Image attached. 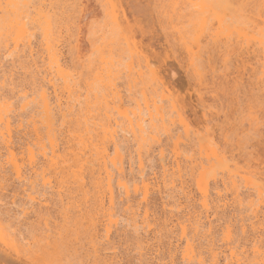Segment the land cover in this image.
Wrapping results in <instances>:
<instances>
[{
  "label": "rangeland",
  "instance_id": "obj_1",
  "mask_svg": "<svg viewBox=\"0 0 264 264\" xmlns=\"http://www.w3.org/2000/svg\"><path fill=\"white\" fill-rule=\"evenodd\" d=\"M40 1L19 0V9L23 12V21L26 22L28 38L34 52L40 49L41 37L40 29L31 25V21L34 16L33 9ZM108 1L109 3L105 4V0H81L80 9L82 11L75 15L80 29L79 34L71 30L73 20L68 11L63 16L59 12L52 23L54 37L60 41L64 40L60 47L63 52L62 61L69 66L67 72L70 74L73 89L68 100L66 97L62 99V108L66 116L63 120L59 119L57 123V129L61 133L59 138L62 139L60 148L68 146L65 151L72 153L80 152L85 146L86 150L93 149L108 118L117 119L113 106L107 105L110 98L107 97L104 87L94 84L92 92H86V84L93 81L92 77L100 66L101 56L106 59L112 58L114 70L119 72L117 83L122 97L120 111L138 112V108L145 110L144 96L147 99L151 98L154 95L153 89L156 84L129 83L125 76V67L129 63L126 53L128 48L126 43H128L129 48L139 52L157 74L161 81L157 83L160 87L158 95L160 91H164L167 95L166 102L157 104L160 106L158 114L164 120L158 119L159 122H155L154 136L159 139L160 145L148 140V143L154 147L148 159L147 157L143 159V173L146 174L144 178L154 188V192L152 191L149 197L150 213L156 214L152 217L160 216L163 206L166 209L172 208L171 203L177 200L176 193H165L161 183L166 174L164 168L166 169L168 164L175 160L173 142L179 137L180 144L176 151L178 152L176 160L185 170L183 171L185 181L193 188H191L193 193L195 192L193 179L199 171L200 156L213 151L221 161L214 177L208 179V188L211 194L216 190L222 195L226 194L224 198L229 202V206H232L227 208L228 212L223 216L210 214L209 220L213 222L212 231L216 232L220 229L224 224V219L227 220L229 217L232 219L231 230L233 232L238 230L237 227L241 223L247 226L253 221L247 218L250 216V212L246 210L247 206L253 204V207H256L260 202L255 192L245 190L244 193V188H242L239 191V196H241L239 199L242 200L240 205L238 199L232 200L230 191L223 188L221 181L226 178V172L238 173L240 178L250 177L262 188L264 199V82L257 84L255 70L257 71L258 68L254 54L244 51L241 39L237 36L240 28H248L255 24L261 27L258 22L261 0H223L222 5L217 7L212 14L224 18L230 27L231 35L228 38L224 35L215 36L217 24L211 18L196 42L191 41L195 29L193 22H190L191 15L183 9L182 0ZM110 4L114 7L118 26L112 24L104 12V8L106 9ZM174 7L175 11H173ZM6 17L5 15L0 16V103L3 98L13 96L10 88H15L16 91V88H19L26 78L19 64L12 59L15 55L11 54L12 52L9 53L11 42L7 38L9 29L6 26V21H8ZM76 36L79 40L77 42H75ZM68 38L73 41L70 45H68ZM75 44H77L76 49L69 52V48ZM187 48L191 50V53L187 51ZM40 55V53L35 54L33 58L38 62V70L42 71L44 67L41 66ZM10 81L13 85H10ZM18 99L17 94L11 97L14 105H18ZM31 112L27 109L22 113L23 117L20 116L21 114L18 117L15 116L14 138L10 152L15 163L18 164L20 162L17 161L24 157L28 149H35L32 121L29 118L34 112ZM171 119L176 121V126L169 125ZM128 138L127 136L122 138L123 142L120 138L122 142L120 147L123 151L122 155L124 154L125 173L129 172L128 175L125 174V181L134 183L138 176L135 153L137 146L133 145L131 138ZM158 146H161L164 161L160 160ZM0 157V264H95L87 255L88 224H86V218H82L73 210L66 211V206L62 205L69 197L76 198L80 202L84 200L83 190L86 188L82 190L81 184L83 181L91 182L89 173L83 175V181L80 179L75 181L77 176L80 177L77 173L79 169L75 167L72 170H64L60 174H47L45 178H49L50 185L54 187L49 189L48 186L41 185L40 176L36 183L32 177L28 183L26 181L20 184L12 175V164H5L9 156L1 145ZM68 157L73 159V156L67 155ZM197 159L198 161H195ZM72 164L71 160L67 163V165ZM94 168V166L91 167V169ZM26 177L29 175L26 174ZM128 181L127 183L130 184ZM30 182L35 184V189L32 188L33 185ZM25 183L30 184L31 188ZM57 188L60 191L59 195ZM31 193L35 199L38 193V199L35 201L41 200L45 207L36 208L30 205L27 195ZM60 196L63 202L60 201ZM124 208L125 206L118 203L115 206L118 226L116 233L112 234L114 237H110L112 249L110 247L108 250L111 251H106L112 257L111 264L159 263L160 261H156L159 257L161 258L162 251L159 256L147 255L146 259L150 261L139 260L134 243L136 235L130 226L132 222L128 220ZM137 233L139 237L143 235L146 237L143 232L141 234V230ZM239 233L237 232L235 236L237 237ZM247 236L249 237V232ZM146 238L149 236L147 235ZM219 239L220 236L217 237V241L215 239L218 246L221 245ZM241 243L249 246L246 240L239 241V244Z\"/></svg>",
  "mask_w": 264,
  "mask_h": 264
},
{
  "label": "bare ground",
  "instance_id": "obj_2",
  "mask_svg": "<svg viewBox=\"0 0 264 264\" xmlns=\"http://www.w3.org/2000/svg\"><path fill=\"white\" fill-rule=\"evenodd\" d=\"M222 1L223 0H182L184 5L183 9L191 15L190 22H193L195 29L191 41H197L199 35L204 31L206 24L211 18L215 20L217 24L215 36L224 35L228 38L231 35L230 27L224 18L217 14H212L217 7L222 5ZM104 3L108 4L109 1L105 0ZM81 5V0H41L33 9L34 16L31 21V25L40 29L41 37L40 49L34 52L28 38L29 35L26 22L23 21V12H20L19 9V0H0V16L5 15L8 20L6 21V26L9 29L7 38L8 41L11 42V50H9V53L12 52L11 54L15 55L12 59L19 64L26 76L24 80L26 85H22L24 84L22 83L19 88H16V91L15 88H10L13 95L11 97H14L15 94L18 95V105H14L11 101V97L3 98V101L0 103V145L9 156L5 164H12V175L14 179L18 183L23 184L26 181V183H28L33 177V181L36 183L38 176H40L41 185L44 187L48 186L49 189L54 187L50 185L51 182L49 178H45L47 174H60L64 170H72L75 167L79 169L77 173L80 174V177L77 176L75 181L79 179L83 181V175L89 173L91 182L85 183L83 181L81 184L82 190L86 188L83 190L84 200L80 202L76 200V198L69 197L66 199V203L62 205L66 206V211L69 212L73 210L82 218H86V224H88L87 255H89V258H92L95 264L112 263V257H110L106 251H111L108 250L111 247L110 237H114L112 234L117 231L118 220L115 210L117 203L121 206H125L124 211L128 215V220L132 222L130 226L136 235L134 236L136 240L134 243L136 245L135 251L139 260L150 261L146 259L147 255L154 257L159 256L162 251L161 258L159 257V260L156 261L160 262L157 264H264V199L262 197V188L255 183L252 178H240L238 173L226 172V178L222 179L221 182L223 188L230 191L232 200L238 199V203L242 201L239 199V197H241L239 196V191L242 188H244V193L245 190L255 192V196L260 201L258 206L253 207V204H249L246 209L250 212V216L247 218L253 221L250 224L247 223V226L241 223V225L238 226L239 228L237 227L239 231L236 230L233 232L231 230L232 219L229 215L228 217L230 220L227 217L228 219H224V224L220 229L216 232L212 231L213 222L209 220L210 214L213 216H223L228 212L227 208L232 206H229V202L224 198L226 194L222 195L217 190L211 194L209 191L208 179L214 177L217 166L221 164V161L213 151L209 154L204 153V155L200 156L198 165L199 171L195 179H193L195 186V192L193 193V188L185 181V170L182 169L180 162L176 160L178 159V152L176 151L180 144V138L177 137L175 139L173 142V155L175 156V160L171 163L168 162V167L166 169L164 168L166 174L162 179L161 185L165 193H176L175 196L177 200L171 203L173 206L172 208L166 209V207L163 206L161 211L162 214L160 212V216L156 218L152 217L155 213L153 211V214L150 213L149 197H151L150 195L154 188L151 187L148 180L144 178L146 174L144 175L143 173V159L145 157L148 159L152 151L151 149L154 147L148 143V140L155 141L157 145H160L159 139L154 136L156 129L155 122H159L157 121L158 119L162 120V117L158 114L160 106L157 104L164 101L166 102L167 95H165L164 91H160L158 95L160 87L157 83L161 81L158 79L157 74L149 67L147 60L140 55L139 52L129 48L128 43H126L128 47L126 53L129 63L125 67V76L129 83L142 82L146 84H156L153 89L154 95L149 99L144 96L145 110L138 108V112L132 110L120 111L119 107L122 97L118 90L119 87L117 83L119 72L114 70L112 58L106 59L101 56L99 59L100 66L92 77L93 81L86 84V92L91 93L94 84H99L101 87H104L107 91V97L110 98L107 105L111 104V106H113V110L117 113V119L111 120L108 118V121L101 129L100 138L97 140L93 149L86 150L85 146L80 152L77 151V153H72L70 151H65V148L68 146L60 148L62 139L59 138V134L61 133L57 129V123L59 119L63 120L66 116L62 108V99L66 97L68 100L73 93V89L70 83V74L67 72L69 66L62 61L63 52L60 47L64 40L60 41L58 38L54 37L55 33H52V30H54L52 23L55 21L56 15H58L59 12L62 13L61 16H63V14L68 11L69 14L71 13L70 15L73 20L71 30H75V32L77 31V34H79L80 29L75 15L76 13H81ZM260 5L261 9L258 13V22L261 27L255 24L248 28H240L237 32V36L241 39L242 47L245 49L244 51L247 53L251 52L256 59L258 70H255V80L257 84L264 82V0L260 1ZM173 11H175V7ZM237 11L239 12V10ZM104 12L106 16L110 18L112 24L115 26L119 25L112 4L106 9L104 8ZM177 32L179 34L181 33L180 31ZM191 34H193L192 30ZM77 40L78 37L76 36L75 42H77ZM67 41L68 45L73 42L69 40V38ZM76 45L77 44L71 46L69 52H73L76 49ZM6 51L8 52V49ZM187 51L191 53L189 48H187ZM39 53L41 54V66L44 67L42 71L38 70V62L33 58L35 54ZM10 85H13L11 81ZM128 87H130V85ZM166 92L168 91L166 90ZM27 109L34 112L29 118L32 121L31 127L35 139V149H28L24 157H22L20 161H17L20 162V164H18L15 163L14 157L10 152L13 142L12 139L14 138L13 125L16 121L15 116L18 117L20 114V116H22V113L24 111L26 112ZM69 112L71 113V111ZM118 119H122L123 121L120 122ZM175 124L176 121L174 119L169 120L170 126H176ZM18 127L20 128V125H18ZM126 136L127 138H131V142L133 141L132 143H134L133 145L137 146V151L135 150V153L138 175L136 177L138 182H136L137 179L135 180L134 177V183H130L128 180L125 181V177L129 172L128 174L125 173L124 154L122 155L123 151L120 147V143L124 141L122 138ZM120 138L121 141L123 140L122 142H120ZM169 138L171 139L172 137L170 136ZM160 147L161 146H158V154L160 160L164 161V156ZM67 155L73 156V159H70L71 157L67 158ZM70 160L73 164L67 165ZM195 161H198V159ZM92 166L95 168L91 169ZM26 174L29 175V177H26ZM128 179L130 180V177ZM127 181L130 184H128ZM26 183L25 185H27ZM30 184H32V182H30ZM32 185V188L35 189V184ZM29 188L31 187L29 186ZM57 193L59 195L60 191L58 190ZM31 195L33 194L27 195V201L29 204L31 203L30 205H33V207L36 206V208L45 207L41 200L38 202L35 201L38 199V193L37 199ZM59 199L62 201L61 196ZM71 199H73V201H71ZM236 203L237 202H235V204ZM138 230H141V234L143 232L146 237L148 235L149 238L144 237V235L143 237H139V235H137L139 234L137 233ZM237 232L240 233L236 237L235 234ZM248 232L249 237L247 236ZM219 236L220 239L218 241L221 242L220 246L215 243V239L217 241V237ZM242 240H246L249 246H247L248 244H239V241Z\"/></svg>",
  "mask_w": 264,
  "mask_h": 264
}]
</instances>
